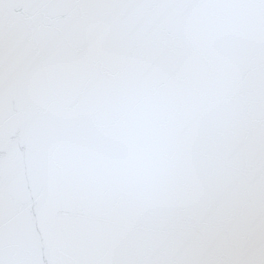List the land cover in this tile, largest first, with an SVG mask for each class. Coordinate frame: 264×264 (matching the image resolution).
Here are the masks:
<instances>
[{
    "label": "snow or ice",
    "instance_id": "6c2138e0",
    "mask_svg": "<svg viewBox=\"0 0 264 264\" xmlns=\"http://www.w3.org/2000/svg\"><path fill=\"white\" fill-rule=\"evenodd\" d=\"M0 264H264V0H0Z\"/></svg>",
    "mask_w": 264,
    "mask_h": 264
}]
</instances>
